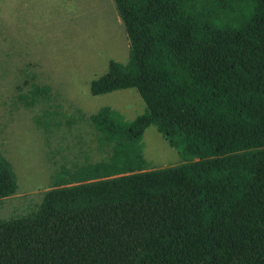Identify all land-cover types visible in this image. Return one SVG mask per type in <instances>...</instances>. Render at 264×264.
Segmentation results:
<instances>
[{"label":"trees","instance_id":"obj_1","mask_svg":"<svg viewBox=\"0 0 264 264\" xmlns=\"http://www.w3.org/2000/svg\"><path fill=\"white\" fill-rule=\"evenodd\" d=\"M114 1L129 60L90 91L134 87L146 110L68 120L88 121L111 155L61 166L32 211L0 215V264H264V0ZM17 90L25 108L53 97L50 84ZM59 108L34 116L46 136ZM150 125L185 162L148 169ZM18 186L0 148V198Z\"/></svg>","mask_w":264,"mask_h":264},{"label":"rangeland","instance_id":"obj_2","mask_svg":"<svg viewBox=\"0 0 264 264\" xmlns=\"http://www.w3.org/2000/svg\"><path fill=\"white\" fill-rule=\"evenodd\" d=\"M111 16V17H110ZM130 41L114 0H0V148L12 162L17 191L0 198V215L29 213L50 189L61 166L106 160L111 148H99L97 130L84 120L68 123L77 111L90 115L103 106L134 120L146 104L134 87L94 95L93 79L111 60H129ZM27 83V84H24ZM50 84L52 100L25 108L17 86ZM59 104L61 121L49 136L34 116ZM143 153L148 169L185 162L155 125L146 128Z\"/></svg>","mask_w":264,"mask_h":264},{"label":"bare ground","instance_id":"obj_3","mask_svg":"<svg viewBox=\"0 0 264 264\" xmlns=\"http://www.w3.org/2000/svg\"><path fill=\"white\" fill-rule=\"evenodd\" d=\"M111 17V16H110Z\"/></svg>","mask_w":264,"mask_h":264}]
</instances>
